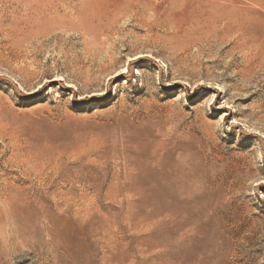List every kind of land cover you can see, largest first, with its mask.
I'll return each mask as SVG.
<instances>
[{"label": "rangeland", "instance_id": "obj_1", "mask_svg": "<svg viewBox=\"0 0 264 264\" xmlns=\"http://www.w3.org/2000/svg\"><path fill=\"white\" fill-rule=\"evenodd\" d=\"M131 1L0 0L19 37L0 34V264H264V1L238 42L160 25L156 40ZM11 142L36 172L11 167ZM135 175L178 211L152 217Z\"/></svg>", "mask_w": 264, "mask_h": 264}, {"label": "bare ground", "instance_id": "obj_2", "mask_svg": "<svg viewBox=\"0 0 264 264\" xmlns=\"http://www.w3.org/2000/svg\"><path fill=\"white\" fill-rule=\"evenodd\" d=\"M140 0H137L136 2H130L129 5L127 6L126 9H129L130 12L125 13L127 14L126 16L130 19H132L133 23L137 26H142V27H146L148 31H150L151 33L153 32V30L155 28H157V25L160 26H164L167 28H172L173 32L171 33V36L173 38H184L187 34L186 31H184L183 29H187V28H198L200 30L201 34L204 35H209L208 37L211 39H214L215 42L219 41V36L224 35L223 33H225L228 30H234V34H236L235 38H236V42H238L239 40V34L242 33V31H244V23H241L240 20L242 18H244V15L247 13V10L252 9V7L250 6H254V0H185V6L187 7L188 11L191 12V14H185L183 17H178L175 18L173 17L171 19V22L168 21H162L161 16H162V12L160 11L161 8V4L163 1L165 0H148L152 5L151 6H141L140 4H138ZM152 1H154L155 3L153 4ZM166 1H173V0H166ZM261 1V0H260ZM264 1V0H262ZM47 2V1H46ZM141 3V2H140ZM261 3V2H260ZM5 4V3H4ZM41 4V3H40ZM179 4V3H178ZM258 4V3H257ZM249 7H247V6ZM262 5V4H260ZM3 7V6H2ZM47 7V6H46ZM125 7V6H124ZM150 7V8H149ZM181 7V6H180ZM149 8V9H148ZM260 9V8H259ZM147 10L151 11V15L146 18L143 19L142 17L144 16V13H146ZM261 10V9H260ZM4 11L2 10V13ZM118 13H121L122 11L117 10ZM249 12V11H248ZM182 13V12H181ZM259 13V12H258ZM257 13V14H258ZM252 14V13H251ZM263 15V14H262ZM3 16V15H2ZM123 16V15H122ZM248 16V14H247ZM260 16V15H259ZM5 17V16H4ZM50 17V16H49ZM250 17V16H249ZM17 19V18H16ZM31 18H28V20H30ZM43 19V18H42ZM45 19V18H44ZM55 19V18H54ZM115 19V18H114ZM10 20V19H9ZM49 20V19H48ZM116 20V19H115ZM253 20V19H252ZM264 20V18H263ZM43 21V20H42ZM46 21V20H45ZM54 21V20H53ZM5 22V21H4ZM249 22V21H247ZM262 22V21H261ZM54 23V22H52ZM253 23V22H252ZM256 23V22H255ZM4 24V23H3ZM22 24V23H21ZM262 24V23H261ZM6 25V24H5ZM40 25V24H39ZM255 26V25H254ZM4 27V25H3ZM11 27V25H10ZM17 27V26H16ZM249 27V26H248ZM256 27V26H255ZM254 27V29H255ZM7 28V27H6ZM13 28V27H12ZM247 28V27H246ZM259 28V27H258ZM261 28V27H260ZM264 28V26H263ZM34 29V28H33ZM158 29V28H157ZM249 29V28H248ZM25 30V29H24ZM23 30V31H24ZM162 30V29H161ZM253 30V29H251ZM262 30V29H261ZM158 31V30H157ZM171 31V29H170ZM169 31V32H170ZM182 31V33H181ZM264 31V30H263ZM81 32V31H80ZM17 33V32H15ZM15 33H10L9 30L7 29H2L0 31V34L3 35V37L5 38V40L7 41V43H15L18 42V36ZM159 33V32H158ZM264 33V32H263ZM153 34V33H152ZM151 34V35H152ZM170 34V33H169ZM183 34H186L185 36ZM233 34V35H234ZM251 34V33H250ZM255 34V33H254ZM0 35V36H1ZM40 35V34H39ZM183 35V36H182ZM248 35V34H247ZM157 36L160 37V34H153V37L155 38ZM260 36V35H259ZM264 36V35H263ZM233 37V36H232ZM258 37V36H257ZM261 37V36H260ZM136 38V37H135ZM150 38V37H149ZM152 38V37H151ZM153 38V39H154ZM223 38V37H222ZM227 38V37H226ZM241 38V37H240ZM259 38V37H258ZM156 39V38H155ZM230 39V38H229ZM232 39V38H231ZM256 39V38H255ZM253 39V40H255ZM36 40V39H35ZM139 40V39H138ZM145 40V39H144ZM143 40V41H144ZM157 40V39H156ZM204 40V39H203ZM213 40V41H214ZM262 40V39H261ZM260 40V41H261ZM264 40V38H263ZM33 41V40H32ZM137 41V40H136ZM154 41V40H153ZM229 41V40H228ZM227 41V42H228ZM159 42V41H158ZM165 42V41H164ZM163 42V43H164ZM208 42V40H207ZM210 42V41H209ZM6 43V44H7ZM133 43V42H132ZM150 43V42H149ZM232 43V42H231ZM230 43V44H231ZM246 43V42H245ZM211 44V42H210ZM220 44L222 45V42H220ZM219 44V45H220ZM258 44V42H257ZM264 44V43H263ZM38 45V44H37ZM41 45V44H40ZM131 45V44H130ZM146 45V44H145ZM212 45V44H211ZM218 45V47H219ZM224 45V43H223ZM227 45V43H226ZM233 45V44H231ZM261 45V44H260ZM9 46V45H8ZM217 46V45H216ZM234 46V45H233ZM249 46V45H248ZM10 47V46H9ZM37 47V46H36ZM123 47V46H122ZM212 47V46H211ZM236 47V46H235ZM239 47V46H237ZM244 47V45H243ZM251 47V46H250ZM259 47V46H258ZM3 48V47H2ZM1 48V49H2ZM5 48V47H4ZM202 48V47H201ZM214 48V47H213ZM257 48V46H256ZM263 48V47H262ZM233 49V48H232ZM248 49V48H247ZM250 49V48H249ZM255 49V48H254ZM30 50V49H29ZM87 50V49H86ZM94 50V49H93ZM183 50V49H182ZM221 50V49H220ZM241 50V49H240ZM253 50V49H251ZM250 50V51H251ZM2 51V50H1ZM0 51V52H1ZM9 52L11 50H8ZM41 51V50H40ZM89 51V50H88ZM142 51V50H141ZM217 51V50H216ZM231 51V49H230ZM234 51V50H233ZM256 51V50H254ZM264 51V50H263ZM4 52V50H3ZM2 52V53H3ZM6 52V51H5ZM27 52V51H26ZM25 52V53H26ZM37 52V51H36ZM131 52V51H130ZM235 52V51H234ZM237 52V51H236ZM242 52V51H241ZM116 53V52H115ZM179 53V52H178ZM250 53V52H249ZM261 53V52H260ZM9 54V53H8ZM7 54V55H8ZM21 54V53H20ZM108 54V53H107ZM184 54V53H183ZM228 54V53H227ZM245 54V53H244ZM17 55V54H16ZM37 55V54H36ZM130 55V54H129ZM231 55V54H228ZM227 55V56H228ZM242 55V54H241ZM248 55V54H247ZM3 57V55H1ZM6 56V54H5ZM9 56V55H8ZM7 56V57H8ZM15 56V55H14ZM20 56V55H19ZM23 56V54H22ZM31 56V55H30ZM145 56V55H143ZM143 56H136L135 59L138 58H143ZM18 57V56H15ZM26 57V56H25ZM243 57V56H242ZM260 57V56H259ZM232 58V57H231ZM3 59V58H2ZM66 59V58H65ZM135 59H130V60H135ZM185 59V58H184ZM245 59V58H244ZM252 59V58H251ZM262 59V58H261ZM11 60V59H10ZM16 60V59H15ZM238 60V59H237ZM247 60V59H246ZM264 60V59H263ZM6 62V59H5ZM13 62V60H12ZM225 63V62H224ZM229 63V62H228ZM188 64V63H187ZM6 65V64H5ZM58 65V64H57ZM196 65V64H195ZM224 65V64H223ZM23 66V65H22ZM108 66V65H107ZM111 66V65H110ZM114 66V65H113ZM241 66V65H240ZM264 66V65H263ZM235 67V66H234ZM107 68V67H106ZM240 68V67H239ZM63 69V68H62ZM93 69V68H92ZM206 69V68H205ZM45 70V69H44ZM174 70V69H173ZM180 70V69H179ZM24 71V70H23ZM51 71V70H50ZM87 71V70H86ZM84 71V72H86ZM110 71V70H109ZM183 71V70H182ZM65 72V71H64ZM89 72V71H88ZM180 72V71H179ZM26 73V72H25ZM102 73V72H101ZM182 73V72H181ZM200 73V72H199ZM76 74V73H75ZM78 74V73H77ZM124 74V73H123ZM19 75V74H18ZM29 75V74H28ZM88 75V74H87ZM99 75V74H98ZM24 76V75H23ZM22 76V77H23ZM89 76V75H88ZM116 76V75H115ZM207 76V75H206ZM72 77V76H71ZM74 77V76H73ZM101 77V76H99ZM114 78V77H113ZM112 78V79H113ZM183 78V77H182ZM34 79V78H33ZM87 79V78H86ZM111 79V78H110ZM101 80V79H100ZM26 82V81H25ZM82 90V89H81ZM85 91V88L83 89ZM7 131V130H6ZM59 132V131H58ZM51 133V132H50ZM2 135V134H1ZM25 135V134H23ZM142 135V134H141ZM13 136V135H12ZM45 136V135H44ZM26 137H28L26 135ZM4 139V138H3ZM136 139V138H135ZM15 140V139H14ZM137 140V139H136ZM46 142V141H45ZM50 143V142H49ZM53 143V142H52ZM10 144V143H9ZM8 144V145H9ZM21 144V143H20ZM35 144V143H34ZM11 145L13 146V150L16 151V156L18 157V155H20L22 158L21 159H15V161L13 162L12 159L11 161L13 162V164L11 163V167H16L18 169H23V170H28V171H34V164L35 161L31 155H30V147L25 145L23 146H16L14 142H11ZM49 145V144H48ZM43 146V145H42ZM9 147V146H8ZM11 147V146H10ZM9 147V148H10ZM45 147V145H44ZM49 148V147H48ZM38 149V148H37ZM12 150V149H11ZM2 153V152H1ZM33 153V152H32ZM34 154V153H33ZM59 154V153H58ZM35 155V154H34ZM39 155V154H38ZM37 155V156H38ZM43 155V154H41ZM136 157V156H135ZM20 158V157H19ZM58 158H60L58 156ZM40 160V158H39ZM38 160V161H39ZM42 161V159L40 160ZM37 162V161H36ZM47 162V161H46ZM139 162V160H138ZM10 163V162H9ZM41 163V162H40ZM49 164V169L48 171L52 172V176L53 174H55V170H57V161L54 159L51 162H47ZM4 164V163H3ZM8 164V163H7ZM39 164V163H37ZM136 164V163H135ZM139 164V163H138ZM196 164V163H195ZM10 165V164H9ZM34 166V167H33ZM38 167V166H37ZM138 167V166H137ZM39 168V167H38ZM37 168V169H38ZM12 169V168H11ZM15 170V169H14ZM17 170V169H16ZM22 170V171H23ZM36 170V169H35ZM138 171V168L136 169ZM32 172V173H33ZM39 172V171H38ZM42 173V172H41ZM76 173V172H74ZM28 174V173H27ZM73 174V173H72ZM71 174V176H72ZM80 174V173H78ZM35 175V174H34ZM38 174H36L37 176ZM70 175V174H69ZM85 175V174H84ZM75 176V175H73ZM72 176V177H73ZM209 176V175H208ZM78 177V176H77ZM80 177V176H79ZM82 177V176H81ZM80 177V178H81ZM47 179L52 178L51 176L48 175V177H46ZM59 178V177H57ZM210 178V177H209ZM71 179V177L69 178ZM79 179V178H78ZM82 181L87 182L90 181L89 178L86 179V177L84 178V176L81 178ZM92 179V178H91ZM38 180V179H37ZM58 180V179H57ZM68 180V179H67ZM114 180V179H113ZM207 180V179H206ZM46 181V180H45ZM69 181V180H68ZM72 182V181H70ZM211 182V181H210ZM47 183V182H45ZM59 184H62L59 183ZM66 184V183H65ZM70 184V183H69ZM89 184V183H88ZM92 184V183H91ZM211 184V183H210ZM75 185V184H74ZM73 185V186H74ZM116 185V184H115ZM79 186V185H78ZM82 186V185H81ZM95 186V185H94ZM77 187V186H76ZM118 187V185H117ZM145 181L143 176L140 175H135L130 182V196L131 198L136 197V195H143L146 193V189H145ZM213 187V186H212ZM29 189V188H28ZM68 190V189H67ZM161 191V190H160ZM158 189L156 191L155 194H151V195H147L146 197L144 196L142 199H145V201L143 202L144 207H153L155 199H159V203L161 202V208H157L158 210H155L154 208V212L152 213V217H156V216H162V215H169L174 213L175 211H178V209H176L175 207H173L172 205L168 204L167 202L165 203V201H162L163 198V194L160 192ZM29 192V191H28ZM149 192V191H148ZM164 192V191H163ZM5 192H3L4 194ZM150 193V192H149ZM24 194V193H23ZM28 194V193H27ZM67 195V194H66ZM129 196V197H130ZM64 197V196H63ZM82 197V196H80ZM4 198V197H3ZM11 198H13L11 196ZM9 198V201L10 199ZM62 198V196H61ZM7 199V198H6ZM28 199V198H26ZM13 201V199H11V202ZM37 201V200H36ZM142 201V200H141ZM5 203V202H4ZM142 203V202H141ZM172 204V203H171ZM10 206V205H9ZM143 207V206H142ZM190 211V210H189ZM213 212V211H212ZM154 217V218H155ZM194 218V217H193ZM216 220V219H215ZM220 222V221H219Z\"/></svg>", "mask_w": 264, "mask_h": 264}]
</instances>
